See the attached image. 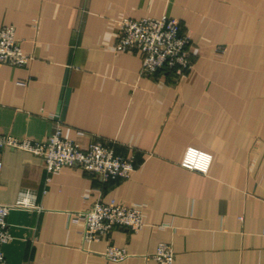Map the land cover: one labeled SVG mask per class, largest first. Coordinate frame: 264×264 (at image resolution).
<instances>
[{
	"label": "crops",
	"instance_id": "1",
	"mask_svg": "<svg viewBox=\"0 0 264 264\" xmlns=\"http://www.w3.org/2000/svg\"><path fill=\"white\" fill-rule=\"evenodd\" d=\"M163 14L191 38L187 77L142 74L141 52L115 47L121 19ZM5 25L32 59L0 67L1 131L45 141L60 119L138 163L128 179L65 166L47 181L42 157L3 149L0 203L32 204L9 212L8 264H162L148 256L161 242L171 264H264V0H0ZM199 149L207 173L191 168ZM97 199L141 204L145 226L85 241L77 212Z\"/></svg>",
	"mask_w": 264,
	"mask_h": 264
},
{
	"label": "built area",
	"instance_id": "2",
	"mask_svg": "<svg viewBox=\"0 0 264 264\" xmlns=\"http://www.w3.org/2000/svg\"><path fill=\"white\" fill-rule=\"evenodd\" d=\"M115 47L118 51L138 50L142 55L141 73L154 75L160 71L173 72L176 77H187L194 70L191 38L183 31L180 20L168 14L160 17H125L119 21ZM13 25L0 28V67L6 63L27 65L32 56L22 49ZM217 52L222 54L223 47ZM20 83L26 84L25 81ZM55 122L52 133L45 141L19 138L3 133L0 129V171L3 167L2 151L9 147L29 151L43 158L48 173L65 166L81 167L102 181L128 179L138 167L135 154L125 155L115 150L112 143L104 139L91 141L86 148L80 142L64 134V123ZM213 154L199 149L191 163L193 170L207 173ZM30 200L22 196L14 203H0V264H8L3 246L12 238L8 215L11 209L31 207ZM83 221L82 236L85 241H96L109 234L115 227H127L140 231L145 226V212L141 204L126 205L115 200L104 202L97 199L92 207L77 212ZM264 235V227L262 230ZM110 260H122L129 253L124 247L110 245L104 253ZM162 264H171L175 250L170 243L161 242L148 255Z\"/></svg>",
	"mask_w": 264,
	"mask_h": 264
},
{
	"label": "trees",
	"instance_id": "3",
	"mask_svg": "<svg viewBox=\"0 0 264 264\" xmlns=\"http://www.w3.org/2000/svg\"><path fill=\"white\" fill-rule=\"evenodd\" d=\"M163 71H164V70H163ZM165 73H166V74H169V75L174 74L173 72H166V71H165Z\"/></svg>",
	"mask_w": 264,
	"mask_h": 264
}]
</instances>
